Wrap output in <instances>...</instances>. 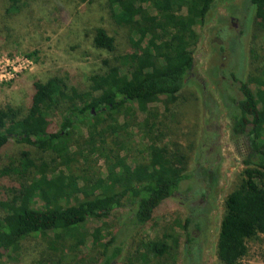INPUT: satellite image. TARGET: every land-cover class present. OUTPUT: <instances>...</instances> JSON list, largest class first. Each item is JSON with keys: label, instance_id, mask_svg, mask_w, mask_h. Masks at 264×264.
Instances as JSON below:
<instances>
[{"label": "trees", "instance_id": "trees-1", "mask_svg": "<svg viewBox=\"0 0 264 264\" xmlns=\"http://www.w3.org/2000/svg\"><path fill=\"white\" fill-rule=\"evenodd\" d=\"M7 1L0 12V33L8 32L6 37L14 34V15L29 0ZM144 1L152 3L153 15L143 0H106L113 20L126 25L137 38L127 52L104 59L85 84L61 74L35 79L25 107L0 108V151L10 140L27 147L0 159V264L16 257L21 241L34 236L45 243L37 264H113L121 257L126 237L143 228L159 204L181 187L193 197L205 198L217 172L206 167L211 159L207 146L219 137L223 117L228 119L231 139L245 152L241 154V177L224 200L216 241L218 263L242 264L248 242L264 233V39L258 53L248 47L242 31L236 35L221 28L220 32L236 39L232 49L227 35L225 45L216 46L217 55L227 53L224 64L217 61L211 68L212 75L222 73L224 77L219 78V95L197 97L201 107L198 127L185 145L173 143L167 149L151 138L159 128L154 104L161 96L172 99L182 93L192 80V48L198 40L192 27L196 20L204 23L215 0ZM248 4L256 10L255 25L264 31V0H248ZM91 35L94 48L109 53L116 50L114 37L104 27L94 26ZM152 35L159 40H150ZM246 56L254 67L241 77ZM229 59L233 60L231 66ZM94 85L100 93L93 90ZM131 102L142 115L133 117V122L143 123L150 143L143 160L131 159L128 164V154L122 155L120 147L112 153L108 139L117 137L110 115L123 117L124 128L131 125ZM169 110L165 106L161 116ZM49 111L60 114L54 131L49 130ZM79 126L92 136V145L106 161L103 178L74 179L58 192L46 182L59 169L62 156L69 153L72 159L75 155L71 148L79 143ZM44 152L52 160H45ZM191 152L195 153L193 168ZM99 179L104 191L94 187ZM119 207H126L128 213L113 232L103 234L100 226L90 232L82 230L88 218L107 219ZM186 209V217L177 221L184 235V264H198L200 240L207 237L210 217L202 204H187ZM85 239H89L90 249L79 255ZM71 245L77 249H70ZM136 248L132 264H174L168 239H140Z\"/></svg>", "mask_w": 264, "mask_h": 264}, {"label": "rangeland", "instance_id": "rangeland-1", "mask_svg": "<svg viewBox=\"0 0 264 264\" xmlns=\"http://www.w3.org/2000/svg\"><path fill=\"white\" fill-rule=\"evenodd\" d=\"M143 2L152 14L154 12L152 3L144 0ZM8 4L7 0H0V12ZM184 11V8H181V12ZM255 12L256 10L250 8L248 0H215L204 23L196 20L192 27L193 34L198 35L196 45L192 48L194 57V68L190 75L192 80L182 93L173 95L172 99L161 96L154 104L158 109L156 121H159V128L151 138L158 145L166 146L167 149L172 148L173 143L185 145L186 139L190 138L191 133L199 125L201 107L200 99L197 97L219 95L221 88L219 78L224 79V77L222 73L212 75L211 68L217 65V61L222 64L226 61L227 53L222 52L217 55L216 50L217 45H225L227 39L225 35L229 36L228 44L232 49L231 46L235 44L236 38L230 36V33L237 35L242 31L246 35L244 40L248 47L255 48L259 53L264 31L255 25ZM14 17V34L6 37L8 32L0 33V108L7 105L25 107L32 92V81L35 79L45 80L55 74H61L72 80H76V77L82 79L85 84L88 76L101 68L104 59L127 52L137 38L134 31L113 20L106 0H87L79 3L73 0H29L23 11L16 13ZM231 21L236 23L237 31L232 30ZM94 26L104 27L114 37L116 44L114 52L109 53L92 46L91 29ZM221 28L230 33L220 32ZM148 38L158 39L153 35ZM232 61L229 59L230 66ZM253 62L246 56L241 77L254 67ZM93 90L100 93L98 85H94ZM128 106L131 108V125L124 128L123 117L114 118L110 115L109 122L117 137L110 136L108 140L113 149L112 153L119 152V147L122 148L120 152L122 155L128 154V164H132L131 159L136 161L146 157L145 148L150 141L144 136L146 132L143 123L136 125L135 121L133 122V117H142L135 103H128ZM165 106L170 110L163 117L161 113ZM49 119L51 121L49 130H56L60 114L49 111ZM222 122L224 126L219 137H215V140L207 146L210 147L208 155L211 159L206 167H211L217 172L214 182L207 189L205 198L193 197L194 195L187 193L184 187H181L174 196L159 204L143 228L132 231L126 237L121 257L113 264L135 263L136 257L133 253L137 249L138 240L146 241L154 237H163L171 241L174 264H184L186 258L184 235L177 221L180 222L186 217L187 204L192 207L202 204L203 210L210 217L207 237L200 240L198 264H219L216 257V241L224 212V200L241 177L243 169L241 154L245 152L242 146L231 139L227 128L228 119L223 117ZM76 129L80 131L79 143L71 148V150L74 148L75 155L72 159L69 153L62 156L59 169L46 182L48 187L59 189L58 192L66 189L67 186L61 187L69 185L74 179L81 181L85 177L95 178V176L103 178L105 159L98 155L92 145V136L80 126ZM19 150H27V147L10 140L0 151V159L6 160L7 154ZM42 157L45 160H52L49 152H44ZM194 159L195 153L191 152L190 168L194 166ZM199 172L202 174V170ZM100 180L94 184V187L96 190L104 191ZM127 213L126 207H119L112 211L107 219L88 218L82 230L90 232L94 227L100 226L103 234L108 235L121 225ZM44 247L45 243L41 237L26 238L21 241L18 255L12 259H5L3 264H37V261L43 257L41 255ZM70 249L77 248L71 245ZM89 249L90 241L85 239L78 248V253L85 254ZM242 264H264V233L248 242V252L242 258Z\"/></svg>", "mask_w": 264, "mask_h": 264}, {"label": "flooded vegetation", "instance_id": "flooded-vegetation-1", "mask_svg": "<svg viewBox=\"0 0 264 264\" xmlns=\"http://www.w3.org/2000/svg\"><path fill=\"white\" fill-rule=\"evenodd\" d=\"M237 14V13H236ZM233 18V17H232ZM231 18V19H232ZM237 27V25H236V23H234L233 21H231V28H232V30H235V31H237V29H238V27Z\"/></svg>", "mask_w": 264, "mask_h": 264}]
</instances>
